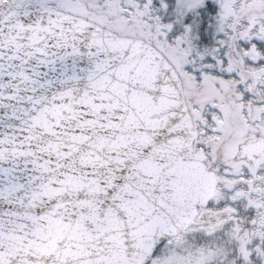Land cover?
<instances>
[{"label": "snow or ice", "instance_id": "6c2138e0", "mask_svg": "<svg viewBox=\"0 0 264 264\" xmlns=\"http://www.w3.org/2000/svg\"><path fill=\"white\" fill-rule=\"evenodd\" d=\"M0 264H264V0H0Z\"/></svg>", "mask_w": 264, "mask_h": 264}]
</instances>
